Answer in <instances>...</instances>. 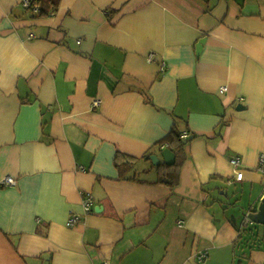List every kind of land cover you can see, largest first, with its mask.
<instances>
[{
  "label": "crops",
  "instance_id": "0c3cea01",
  "mask_svg": "<svg viewBox=\"0 0 264 264\" xmlns=\"http://www.w3.org/2000/svg\"><path fill=\"white\" fill-rule=\"evenodd\" d=\"M23 1L0 0V264H264L229 218L264 196V0Z\"/></svg>",
  "mask_w": 264,
  "mask_h": 264
},
{
  "label": "trees",
  "instance_id": "16d2710c",
  "mask_svg": "<svg viewBox=\"0 0 264 264\" xmlns=\"http://www.w3.org/2000/svg\"><path fill=\"white\" fill-rule=\"evenodd\" d=\"M30 4L29 9H33L37 12V17H42L45 13V10L43 8H38V4L41 2V0H29ZM46 15H48L46 13ZM163 146H167L172 150V152L176 156V162L171 166H165L163 164H160L159 166V177L158 182L161 184L169 185L170 187H173L177 184L179 177H180V170L183 165L184 161V148L188 144L187 141H184L183 139V133L178 130V128L175 126L172 131L168 134V136L161 141ZM164 167V171L161 169ZM251 236H253V231H251ZM257 237V235H254Z\"/></svg>",
  "mask_w": 264,
  "mask_h": 264
},
{
  "label": "built area",
  "instance_id": "2783aa9c",
  "mask_svg": "<svg viewBox=\"0 0 264 264\" xmlns=\"http://www.w3.org/2000/svg\"><path fill=\"white\" fill-rule=\"evenodd\" d=\"M29 4H30V1L29 0H24L23 1V5L25 7H29ZM223 93L227 92V87H223L222 90H221ZM100 101H96L95 102V105H99ZM188 135L185 133L183 137H187ZM231 163L234 165V166H238L240 164V159L239 158H232L231 159ZM258 171L260 173H262L264 175V154H261L260 157H259V164H258ZM235 179L236 181H242L244 179V173L242 171H239L236 173V176H235ZM4 183L6 185H15V180L14 178L12 177H6L4 179ZM84 209L86 211V213H92L94 212V207H93V199L89 196H86L84 197ZM79 216L77 215H73L69 220H68V227H73L75 226L78 221H79ZM207 257V254L206 253H200L199 256H198V260L200 262L204 261ZM103 264H109L108 262H104Z\"/></svg>",
  "mask_w": 264,
  "mask_h": 264
},
{
  "label": "water",
  "instance_id": "95a60500",
  "mask_svg": "<svg viewBox=\"0 0 264 264\" xmlns=\"http://www.w3.org/2000/svg\"><path fill=\"white\" fill-rule=\"evenodd\" d=\"M200 44L202 46L204 43L200 42ZM162 157L164 158L165 163L169 166H171L175 163L176 157L170 148H166L162 151ZM150 160L153 162L154 165L159 164V159H158V156H156V155L150 156ZM222 194L226 198L229 197L227 191L226 192L223 191ZM244 217H245V219L243 222V227H248L250 223L254 224L256 226L264 227V196L261 199V202H260V205L258 207L257 212H251V213L245 214ZM233 220H234V217H233Z\"/></svg>",
  "mask_w": 264,
  "mask_h": 264
},
{
  "label": "rangeland",
  "instance_id": "374dc122",
  "mask_svg": "<svg viewBox=\"0 0 264 264\" xmlns=\"http://www.w3.org/2000/svg\"><path fill=\"white\" fill-rule=\"evenodd\" d=\"M232 217L238 218V221L241 222V225L245 219L244 214L242 212H240L238 209H235V211H232V214L229 215V218H232ZM252 225L253 226L249 225L248 227H243L242 233H244V235H245V234L250 233V231H254L256 228H258V226L254 225V224H252Z\"/></svg>",
  "mask_w": 264,
  "mask_h": 264
}]
</instances>
